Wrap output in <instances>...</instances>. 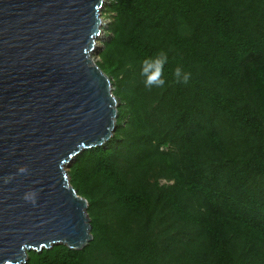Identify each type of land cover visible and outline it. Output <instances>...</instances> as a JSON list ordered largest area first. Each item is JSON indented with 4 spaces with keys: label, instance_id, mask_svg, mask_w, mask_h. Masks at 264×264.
I'll use <instances>...</instances> for the list:
<instances>
[{
    "label": "trees",
    "instance_id": "1",
    "mask_svg": "<svg viewBox=\"0 0 264 264\" xmlns=\"http://www.w3.org/2000/svg\"><path fill=\"white\" fill-rule=\"evenodd\" d=\"M117 129L68 173L93 239L26 264H264V0H107Z\"/></svg>",
    "mask_w": 264,
    "mask_h": 264
},
{
    "label": "water",
    "instance_id": "2",
    "mask_svg": "<svg viewBox=\"0 0 264 264\" xmlns=\"http://www.w3.org/2000/svg\"><path fill=\"white\" fill-rule=\"evenodd\" d=\"M107 0H0V264L93 239L68 167L115 134L118 100L94 61Z\"/></svg>",
    "mask_w": 264,
    "mask_h": 264
},
{
    "label": "rangeland",
    "instance_id": "3",
    "mask_svg": "<svg viewBox=\"0 0 264 264\" xmlns=\"http://www.w3.org/2000/svg\"><path fill=\"white\" fill-rule=\"evenodd\" d=\"M108 3V1H105V6L106 4ZM104 10V8H103ZM101 12V19H102V23H103V30L105 27H107V25L111 22V18L109 17L108 14H106L105 12ZM108 39V36L106 35L105 33V30H104V34L101 35L98 39H97V51H95L93 54H92V57L94 59V61L96 63H99L101 60H100V57H99V52L101 50V48L103 47V44L104 42H106ZM68 170H69V167H68Z\"/></svg>",
    "mask_w": 264,
    "mask_h": 264
}]
</instances>
